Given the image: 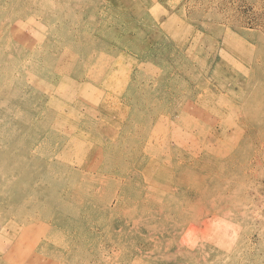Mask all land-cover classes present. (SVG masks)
I'll return each instance as SVG.
<instances>
[{"label":"rangeland","instance_id":"rangeland-1","mask_svg":"<svg viewBox=\"0 0 264 264\" xmlns=\"http://www.w3.org/2000/svg\"><path fill=\"white\" fill-rule=\"evenodd\" d=\"M0 264H264V0H0Z\"/></svg>","mask_w":264,"mask_h":264},{"label":"bare ground","instance_id":"bare-ground-1","mask_svg":"<svg viewBox=\"0 0 264 264\" xmlns=\"http://www.w3.org/2000/svg\"><path fill=\"white\" fill-rule=\"evenodd\" d=\"M49 2V1H48ZM96 8V7H95ZM130 11V10H129ZM55 12V11H54ZM53 12V13H54ZM53 16V15H52ZM88 17V16H87ZM91 17V16H90ZM96 25V24H95ZM6 32V31H5ZM4 33V32H3ZM64 51V50H63ZM65 52V51H64ZM67 53V52H66ZM65 53V54H66ZM63 54V53H62ZM74 54V53H73ZM123 55V54H122ZM67 56V55H66ZM73 56V55H72ZM77 56V55H76ZM123 57H124V55H123ZM65 58V57H64ZM70 58V57H69ZM68 58V59H69ZM133 58V57H132ZM71 59H72V57H71ZM75 59V58H74ZM73 60V59H72ZM58 62V61H57ZM72 62V61H71ZM68 63V62H67ZM73 63V62H72ZM70 66V65H69ZM58 67V66H57ZM56 68V67H55ZM65 70H69V69H65ZM64 71V70H63ZM156 73V72H155ZM161 73V72H160ZM83 78V77H82ZM85 82V81H84ZM73 83V82H72ZM75 83V82H74ZM82 84V83H81ZM80 85V84H79ZM83 85V84H82ZM81 86V85H80ZM85 85H83V87H84ZM95 89V88H94ZM91 90V89H90ZM91 93V92H90ZM89 94V93H88ZM91 97V96H90ZM136 130V129H135ZM171 158V157H170ZM160 167V166H159ZM157 168V167H156ZM161 168H163V167H161ZM164 168H165V166H164ZM164 168H163V170H164ZM173 168V167H172ZM171 168V169H172ZM170 169V168H169ZM181 169V168H180ZM160 171H161V169H160ZM160 171H159V173H160ZM168 171V170H167ZM164 172V171H163ZM174 172H176V171H174ZM162 173V172H161ZM185 173V172H184ZM187 173V172H186ZM156 174V173H155ZM163 174V173H162ZM168 175V174H167ZM186 175V174H185ZM161 176V175H160ZM163 176V175H162ZM170 176H171V174H170ZM175 176V175H174ZM178 176V175H177ZM168 177V176H167ZM150 180V179H149ZM154 180V179H153ZM166 180V179H165ZM151 181V180H150ZM167 181V180H166ZM170 181V180H169ZM165 182V181H164ZM153 183H155V182H153ZM159 183V182H158ZM169 183V182H168ZM156 184V183H155ZM154 184V185H155ZM160 184V183H159ZM165 184V183H164ZM170 184V183H169ZM154 185H152V186H154ZM165 186V185H164ZM166 186H168V185H166ZM170 186V185H169ZM181 186H183V185H181ZM152 189V188H151ZM150 189V190H151ZM174 189V188H173ZM147 190H149V189H147ZM146 191V190H145ZM152 191V190H151ZM151 198V197H150ZM142 199V198H141ZM156 199V198H155ZM162 202V201H161ZM111 203V202H110ZM157 203H159V202H157Z\"/></svg>","mask_w":264,"mask_h":264}]
</instances>
